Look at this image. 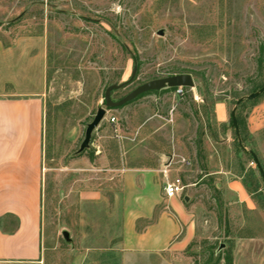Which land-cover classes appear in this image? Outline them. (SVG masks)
<instances>
[{"label": "rangeland", "instance_id": "obj_1", "mask_svg": "<svg viewBox=\"0 0 264 264\" xmlns=\"http://www.w3.org/2000/svg\"><path fill=\"white\" fill-rule=\"evenodd\" d=\"M20 35L46 46V264H72L89 243L107 242L111 208L87 204L80 194L112 195L119 188L116 168L154 160L165 146L174 153L168 179H182L180 199L195 227L173 264H264V208L250 195L239 201L228 188L232 177L251 180L252 170L263 202L264 176L249 152L239 149L230 122L215 121L212 107L223 101L231 112L264 82V0H0V37ZM135 65V78L114 91L113 100L179 73L191 74L195 87L184 96L165 88L106 107V88L129 80ZM257 106L264 124V96L240 107L248 130ZM99 107L106 108L105 117L79 153ZM199 138L205 171L199 168ZM246 145L264 169V127ZM65 229L71 243L63 238Z\"/></svg>", "mask_w": 264, "mask_h": 264}, {"label": "crops", "instance_id": "obj_2", "mask_svg": "<svg viewBox=\"0 0 264 264\" xmlns=\"http://www.w3.org/2000/svg\"><path fill=\"white\" fill-rule=\"evenodd\" d=\"M46 89L45 42L25 35L0 37V264H46ZM262 106L249 119L251 133L264 127L258 115ZM213 114L220 125L231 120L226 102L217 101ZM173 154L165 146L154 160L116 168L119 188L112 195L98 190L80 194L87 204L102 202L111 208L112 227L107 242L89 243L72 264H173L174 253L184 250L195 233L181 196L164 195L173 163L166 176L163 170ZM228 188L241 202L249 198L240 177H232Z\"/></svg>", "mask_w": 264, "mask_h": 264}, {"label": "water", "instance_id": "obj_3", "mask_svg": "<svg viewBox=\"0 0 264 264\" xmlns=\"http://www.w3.org/2000/svg\"><path fill=\"white\" fill-rule=\"evenodd\" d=\"M158 34L163 35L164 30H159ZM136 72H137V66L135 65L129 80L124 81V82L119 83V84L118 83L111 84L106 88L105 93H104V103H105L106 107L118 108V107L124 106V105L128 104L129 102H131L132 100L139 97L140 95L147 93V92H150V91H157V90H161V89H165V88H173V87H179V86L191 88V89H193L195 87V82H194L193 76L191 74L179 73V74H174V75L167 76V77L152 79V80L146 81L144 83H141V84L137 85L135 88H133L131 91H129L121 99H119L117 101L113 100L112 93L114 91L130 84L133 81V79L135 78ZM263 92H264V85L260 89H258L257 91H254V92L250 93L249 95L241 97L237 100L234 108L231 111V120H232L233 126L235 128L236 134L238 136H239V129H238V122H237V118H236V110H237L238 106L240 105V103L244 99H250V100L255 99L260 94H262ZM106 111H107L106 108L99 107L97 110V113L94 116V118L92 119V121L87 124L84 139H83L81 146L78 150L79 153L84 151L85 149H87L89 147V144H90V141L92 138V133H93L94 129L104 119ZM239 142H240V139H239ZM249 152L253 155L254 160L257 163L261 174H263V169H262V166L260 164L258 157L256 156V154L253 151H249ZM185 199L188 200L189 198L186 197ZM62 234H63V238L65 239L66 242H69V243L72 242V237L70 236V232L68 230H66V229L63 230Z\"/></svg>", "mask_w": 264, "mask_h": 264}, {"label": "trees", "instance_id": "obj_4", "mask_svg": "<svg viewBox=\"0 0 264 264\" xmlns=\"http://www.w3.org/2000/svg\"><path fill=\"white\" fill-rule=\"evenodd\" d=\"M259 63L260 64L262 63V58L261 57H260ZM263 85H264V82L261 83V84H259V85H257V86H255L254 89H253V91H257ZM172 89H176V87H173ZM263 96H264V92L262 94H260L255 99H252V100L249 99V101L255 102L258 99H260L261 97H263ZM245 100L246 99H244L240 103V105L238 106V108L236 110V118H237V122H238L239 136L236 134V131H235V140H236L237 145H238V147H239L240 150L245 151V152H247V151L248 152L249 151H253L256 154V156H257V153L255 152V150H253V149L252 150H247L246 149V146H247L246 145V142L249 139V137H251V133L249 132V130L247 128V122H246V120L239 113L240 107L244 103ZM212 107L214 108V105ZM230 124L234 128L233 123H232V120H230ZM239 139H240V142L241 143L239 142ZM198 147H199V149H198V161H200L199 162V166H200V168L202 170L205 171L207 169V164H206V155H205L204 150H203V147H202V138H199V140H198ZM249 154L251 155V157L254 160L253 155L250 152H249ZM260 164H261V162H260ZM261 166H262V164H261ZM262 169H263V166H262ZM250 175L252 176L251 180H249L248 177H245V176L241 177L242 182H243V185L246 188V190L249 193V195L251 196V198L254 201H256L257 203H259L261 207L264 208V201L263 202H259V200L257 199V197H259V195H262V190L263 189L261 188V182L259 181L258 178H255V174H254V172L252 170L250 172ZM261 175L264 176V169H263V174H261ZM228 264H230V263H228Z\"/></svg>", "mask_w": 264, "mask_h": 264}, {"label": "built area", "instance_id": "obj_5", "mask_svg": "<svg viewBox=\"0 0 264 264\" xmlns=\"http://www.w3.org/2000/svg\"><path fill=\"white\" fill-rule=\"evenodd\" d=\"M186 90H187L186 87L179 86V87H176L175 93L178 96H184ZM112 121H114V118H112ZM171 164H172L171 161H169L166 164V168L168 169L163 170V173L165 174V176ZM184 188H185V185L180 177H175L171 180L167 178L163 186V191H164L165 197L168 199H171L177 196H181L183 194Z\"/></svg>", "mask_w": 264, "mask_h": 264}]
</instances>
